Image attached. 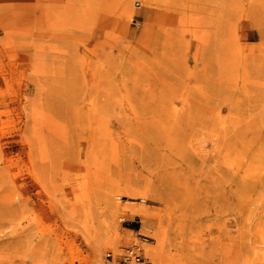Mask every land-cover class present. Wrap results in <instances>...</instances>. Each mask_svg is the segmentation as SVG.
Segmentation results:
<instances>
[{"label": "rangeland", "instance_id": "obj_1", "mask_svg": "<svg viewBox=\"0 0 264 264\" xmlns=\"http://www.w3.org/2000/svg\"><path fill=\"white\" fill-rule=\"evenodd\" d=\"M264 264V0H0V264Z\"/></svg>", "mask_w": 264, "mask_h": 264}, {"label": "built area", "instance_id": "obj_2", "mask_svg": "<svg viewBox=\"0 0 264 264\" xmlns=\"http://www.w3.org/2000/svg\"><path fill=\"white\" fill-rule=\"evenodd\" d=\"M103 264H152L140 246L124 247L121 251L109 250L104 257Z\"/></svg>", "mask_w": 264, "mask_h": 264}]
</instances>
